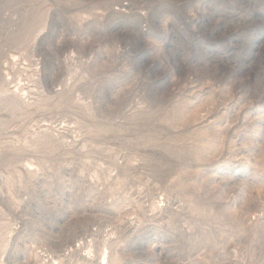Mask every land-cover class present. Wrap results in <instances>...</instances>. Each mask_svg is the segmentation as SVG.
<instances>
[{
    "label": "rangeland",
    "instance_id": "obj_1",
    "mask_svg": "<svg viewBox=\"0 0 264 264\" xmlns=\"http://www.w3.org/2000/svg\"><path fill=\"white\" fill-rule=\"evenodd\" d=\"M102 252L264 264V0H0V264Z\"/></svg>",
    "mask_w": 264,
    "mask_h": 264
},
{
    "label": "bare ground",
    "instance_id": "obj_2",
    "mask_svg": "<svg viewBox=\"0 0 264 264\" xmlns=\"http://www.w3.org/2000/svg\"><path fill=\"white\" fill-rule=\"evenodd\" d=\"M19 90H22V89H19ZM19 90H18V91H19ZM103 254H104V252H102L101 254H99V255H100V256L98 257V258H99V261H100L99 264H108V261H106L105 263L102 262V260L108 258L107 256H104ZM93 256H95V254H93ZM40 263H41V262H40ZM41 264H42V263H41ZM57 264H59V263H57Z\"/></svg>",
    "mask_w": 264,
    "mask_h": 264
}]
</instances>
